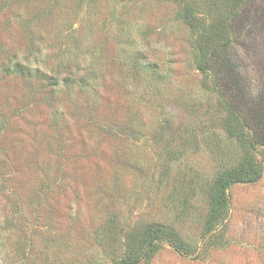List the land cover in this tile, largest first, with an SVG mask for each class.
<instances>
[{
  "label": "rangeland",
  "instance_id": "obj_1",
  "mask_svg": "<svg viewBox=\"0 0 264 264\" xmlns=\"http://www.w3.org/2000/svg\"><path fill=\"white\" fill-rule=\"evenodd\" d=\"M219 4L0 0V264H264V0L227 16L218 68L232 57L246 87L231 99L197 71L183 19L208 25ZM250 143L260 179L211 220L209 185Z\"/></svg>",
  "mask_w": 264,
  "mask_h": 264
},
{
  "label": "trees",
  "instance_id": "obj_2",
  "mask_svg": "<svg viewBox=\"0 0 264 264\" xmlns=\"http://www.w3.org/2000/svg\"><path fill=\"white\" fill-rule=\"evenodd\" d=\"M217 1L220 3L217 5V7L220 8L219 12L223 13L224 16L220 15V17L209 22L208 25H206L204 20H201L200 18L198 19L195 16L196 12L192 7H183V9H185L183 19L196 33V43L194 44L196 54L193 58L194 64L202 77L209 79L213 84V91L216 94L221 93L230 99L238 95L245 97L246 87H244V84H242L243 81L237 74L238 72L236 71L232 57H227L224 60L226 68L222 71V69H219L221 67V60H219V57L217 54H215L219 48H222V50L226 48L230 42V26L226 24L227 16L231 13L230 9L233 7H238L239 4L244 3V0ZM222 6H224L223 9H221ZM244 20H246V18H244L243 21ZM29 67V69H24L23 66H16V68L13 70V73L25 74L24 76L30 77L32 68L31 66ZM216 79H218L220 82H216ZM219 102H222L223 105L228 104L227 98H223V100ZM243 105L251 104L247 101L243 103ZM235 107L236 106L233 105H225L229 116L228 118L224 119V122L228 124L226 127L228 136L230 138L236 137L237 139H241V137H246L245 135L247 133L243 129V122L241 121V118H239L238 110L240 107ZM255 125L257 126L259 124ZM257 127L258 128L256 129H262L263 131L264 127L262 124ZM246 140L248 141V137H246ZM251 146H253V143L247 144V146L244 147L245 149L242 153L244 156L242 158V155H239V161L241 163L238 167L231 169L228 172L223 171L217 175L216 178L213 179V182L209 185L208 197L211 202V220L219 216L220 211L223 208L222 200L225 196V191L229 186L239 183H255L260 179L262 172L258 170L257 167L253 170V168L250 166H246L249 163L246 161V158L249 156L248 151ZM262 146H264V142L262 143ZM170 233L173 235L171 230ZM153 235L154 233L152 231L149 233L144 231L143 243L148 241V243L157 244L158 242L154 240Z\"/></svg>",
  "mask_w": 264,
  "mask_h": 264
}]
</instances>
